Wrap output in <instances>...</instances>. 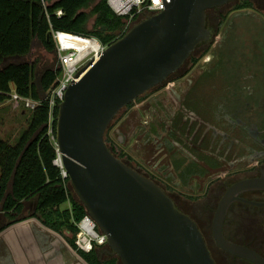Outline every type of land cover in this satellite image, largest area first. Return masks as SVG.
Returning a JSON list of instances; mask_svg holds the SVG:
<instances>
[{"label": "water", "instance_id": "water-1", "mask_svg": "<svg viewBox=\"0 0 264 264\" xmlns=\"http://www.w3.org/2000/svg\"><path fill=\"white\" fill-rule=\"evenodd\" d=\"M227 1L169 0L85 62L58 103L55 139L70 185L106 235V252L121 264H216L193 218L154 180L114 155L104 134L120 109L174 73L208 39L206 11ZM41 75L36 72L34 82L45 96ZM249 188L264 189V175L227 189L212 236L225 251L264 264L257 251L222 232L229 204Z\"/></svg>", "mask_w": 264, "mask_h": 264}, {"label": "trees", "instance_id": "trees-1", "mask_svg": "<svg viewBox=\"0 0 264 264\" xmlns=\"http://www.w3.org/2000/svg\"><path fill=\"white\" fill-rule=\"evenodd\" d=\"M58 9L62 10L61 15L56 14ZM126 19L127 16L113 11L107 0H0V103L9 98L12 90L24 97L43 98L34 82V62L18 60L5 63L10 58L26 56L35 39L41 42L46 51L55 53L57 48L53 32L57 30L94 36L102 44L108 45L124 34ZM197 51L196 48L183 66L170 74L161 85H168L170 81L187 74L191 66L207 52V48L199 54H196ZM60 71L58 66L43 70L41 89L45 96L56 85ZM154 89L155 87L138 96L122 109L131 107ZM57 111L58 104L52 109L51 128L54 138L47 133V98L29 112L27 125L15 141L0 138V216L3 222L0 231L12 223L34 217L46 228L62 236L87 264H121L117 255L106 252L107 245L96 247L90 252L76 249V222L87 211L74 194L69 178H62L59 166L54 164L58 155L55 144ZM121 115L114 118V123L119 121ZM112 125L113 123L107 127L104 134L111 152L141 174L150 177L168 194L174 191L168 184H161L154 175L133 165L131 160H136L117 147L115 139L109 134V127ZM190 173V170H186L179 175L182 182L188 181ZM65 203L68 206L62 207ZM26 210L27 214H23ZM101 251H105L104 255L100 254Z\"/></svg>", "mask_w": 264, "mask_h": 264}, {"label": "flooded vegetation", "instance_id": "flooded-vegetation-1", "mask_svg": "<svg viewBox=\"0 0 264 264\" xmlns=\"http://www.w3.org/2000/svg\"><path fill=\"white\" fill-rule=\"evenodd\" d=\"M231 16H234L233 20L236 22L229 23L232 26L226 24L223 27ZM206 26L210 35L195 49H198L196 54L205 48L207 52L191 66L188 73L204 56L207 63L198 73L196 70L191 71L196 79L184 95L190 109L187 114V131L190 132V137L195 138L200 127L204 128L197 144H187L184 151L188 152L189 158L173 165V173L178 182L182 181L179 175L186 170L191 171V176L213 174L204 191V210L199 209V215L206 222L213 238L214 214L227 189L240 180L264 175V0H229L212 7L206 11ZM230 35L237 40L232 54V49L225 46ZM217 39L223 43H220L221 48L217 50L215 59L213 54L216 50L212 46ZM187 74L170 81L166 89L174 95L175 85H179V80ZM211 131L215 132L213 139L217 136L221 139L220 149H224L221 160L212 156L211 147L206 149V136H210ZM171 134L176 137L175 132L169 129L167 135ZM236 146H240V149L236 150ZM241 153L244 155H240ZM227 157L230 158L228 166L223 165ZM157 169L151 170L153 173L145 171L165 181L168 172ZM237 196L228 206L222 232L229 240L254 249L264 258V189H245L238 192ZM192 218L199 227L197 219ZM199 229L206 238L201 227ZM222 250L227 256L223 258L225 264H255Z\"/></svg>", "mask_w": 264, "mask_h": 264}, {"label": "rangeland", "instance_id": "rangeland-1", "mask_svg": "<svg viewBox=\"0 0 264 264\" xmlns=\"http://www.w3.org/2000/svg\"><path fill=\"white\" fill-rule=\"evenodd\" d=\"M233 17L234 16H231L230 20H226L223 27L226 26V24L235 23L236 20H233ZM91 23L92 20L90 21V25ZM220 43L223 42L217 39L212 46V49L214 48L213 50H216L213 54L215 59L218 54L217 50L221 48ZM225 44L226 47L232 49V54L234 48L237 46L236 37L233 38V36L230 35L227 37ZM18 60L34 62L35 73L37 72L38 74L43 72L45 68L58 66L57 53L46 51L41 42L37 39L33 41L32 47L26 56L23 58H10L6 60L5 63ZM206 63V56H204L191 71L196 70V73H198V70L201 71L202 68L206 66ZM191 71L184 78L179 80V85H175L174 95L173 92L170 91V93L169 90L166 89L169 84L166 86L165 84L161 85V83L168 78L167 77L160 83V86L159 84L156 85L157 88L154 86L155 89L147 93L142 100L134 102V104L126 110L120 109L114 118L118 115H122L117 123H114V118L112 119L110 124L113 123V125L109 127V134L115 139L116 144H118V146H116L122 148L124 152H127L131 158L136 160H131V162L143 172H145L146 169L152 172L151 170H156V168H158L157 171L168 172V178L165 179L166 182L160 179L159 181L162 184H168L175 190L170 191L169 194L177 207L197 219L199 227H201L206 236L205 240L207 246L211 250L216 263L225 264L223 258L227 257L226 254L215 243L214 239L211 237L209 228L206 226V222H203L202 217L199 215V209L202 208L204 210L205 205L202 206L204 204L203 202L206 201L204 191L208 186V180L213 177V174H193L194 176H190L187 182H178L173 173V165L175 166L185 160V158H189L188 152H185L186 146H188L187 144H193V146L197 144V139H199L202 129L204 128L203 126L200 127L198 135L193 139L190 137V132L187 131L189 125L187 121L189 117H187V114L190 109L187 99L184 100V95L194 79H196L195 75L192 76ZM29 112V109L25 108L21 102L16 104L10 98L0 103V138L8 140L9 142L15 141L20 131L27 125ZM169 129L171 132H175L176 137L172 136L173 133L170 135L171 137L167 135ZM213 133L215 132L211 131L210 136H206V149H210L211 147L210 153L212 156L221 160L224 156V149H220V137L217 136L216 139H213ZM242 133L246 134L244 131H242ZM168 142H170L171 145ZM245 143L249 144L250 142ZM171 149L176 150V152H172ZM238 149H240V146H236V150ZM240 155H244V153ZM214 159H212L213 162L217 163L216 159ZM229 159L230 158L227 157L225 162L224 160L221 162H224L223 165L228 166ZM207 163L210 164V162ZM65 206H68V204L65 203L62 205V207ZM28 225L32 226V228L34 226L41 229V231L39 230L40 233L44 234V238L41 239L38 238L34 231H31L27 237L25 236L26 234H24L23 241L27 243L28 246H33L34 253L31 258H39L38 243L44 240V264H87L58 233L45 226L43 227L41 223L35 219L32 220L31 223L29 222ZM31 236L33 238H31ZM100 254L104 255V252L101 251ZM40 256L42 257V255ZM0 259L1 262H4L8 260V257L6 254H2Z\"/></svg>", "mask_w": 264, "mask_h": 264}, {"label": "built area", "instance_id": "built-area-1", "mask_svg": "<svg viewBox=\"0 0 264 264\" xmlns=\"http://www.w3.org/2000/svg\"><path fill=\"white\" fill-rule=\"evenodd\" d=\"M107 2L115 13L127 16L123 28V32L125 33L135 23L162 11L165 8V4L169 2V0H107ZM56 14L61 15L62 10L58 9ZM60 34H66L71 37V40L66 43L61 42ZM53 37L57 48L58 67L61 71L57 76V83L51 90L50 94L43 96L41 99H33L21 96L15 90H12L9 93V98L12 101L16 104L21 102L25 108L29 109V111L33 110L39 103L42 102L43 99H48L49 128L47 133L51 136V138H54L51 128L53 107L63 99L65 90L69 84L72 81L77 80L75 74L78 69L90 58L97 59L106 47V45L102 44L96 37L84 34L57 30L53 32ZM79 40L84 41L89 46L82 49L74 46V44ZM54 164L59 166L62 178L68 177L67 171L62 164L59 152L57 157L54 159ZM76 226L77 232L74 238L76 249L83 252H90L96 247L98 248L107 245L106 235L99 230L97 224L88 213L84 214L82 218L76 222Z\"/></svg>", "mask_w": 264, "mask_h": 264}, {"label": "crops", "instance_id": "crops-1", "mask_svg": "<svg viewBox=\"0 0 264 264\" xmlns=\"http://www.w3.org/2000/svg\"><path fill=\"white\" fill-rule=\"evenodd\" d=\"M27 212L26 210L23 214H27ZM34 219L37 220L32 217L12 223L0 231V256L6 254L8 257V260L4 262H1L0 259V264H44V240L39 243L37 242L39 258H31L34 253L33 246H28V244L23 241L24 234H26L25 236L27 237L31 231L36 232L39 239L44 238V234L40 233L41 229L34 226L32 228V226L28 225L29 222L31 223ZM2 223V216H0V225ZM42 226L44 227V225ZM31 238L33 237L31 236ZM40 255H42V257Z\"/></svg>", "mask_w": 264, "mask_h": 264}, {"label": "bare ground", "instance_id": "bare-ground-1", "mask_svg": "<svg viewBox=\"0 0 264 264\" xmlns=\"http://www.w3.org/2000/svg\"><path fill=\"white\" fill-rule=\"evenodd\" d=\"M71 40V37L67 36L66 34H60V41L63 42V43H66L68 41ZM74 46L82 49V48H86L87 46H89L88 44H86L84 41L82 40H79L78 42H76L74 44Z\"/></svg>", "mask_w": 264, "mask_h": 264}]
</instances>
